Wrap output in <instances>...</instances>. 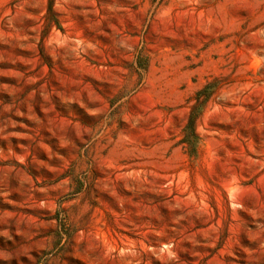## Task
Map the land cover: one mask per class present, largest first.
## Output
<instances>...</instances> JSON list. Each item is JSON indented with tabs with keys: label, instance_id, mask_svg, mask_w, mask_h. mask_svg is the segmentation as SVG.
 I'll list each match as a JSON object with an SVG mask.
<instances>
[{
	"label": "rangeland",
	"instance_id": "rangeland-1",
	"mask_svg": "<svg viewBox=\"0 0 264 264\" xmlns=\"http://www.w3.org/2000/svg\"><path fill=\"white\" fill-rule=\"evenodd\" d=\"M0 264H264V0H0Z\"/></svg>",
	"mask_w": 264,
	"mask_h": 264
},
{
	"label": "trees",
	"instance_id": "trees-1",
	"mask_svg": "<svg viewBox=\"0 0 264 264\" xmlns=\"http://www.w3.org/2000/svg\"><path fill=\"white\" fill-rule=\"evenodd\" d=\"M214 90L213 87L207 85L203 90L199 91L196 95V104L193 106L187 124L184 128V136L182 139V144L188 149L189 155L191 157H197L200 137L197 134V122L203 114L205 105L210 100Z\"/></svg>",
	"mask_w": 264,
	"mask_h": 264
}]
</instances>
